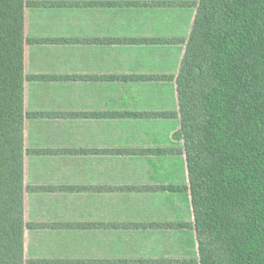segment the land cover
Returning a JSON list of instances; mask_svg holds the SVG:
<instances>
[{
	"label": "trees",
	"instance_id": "1",
	"mask_svg": "<svg viewBox=\"0 0 264 264\" xmlns=\"http://www.w3.org/2000/svg\"><path fill=\"white\" fill-rule=\"evenodd\" d=\"M25 0H0V264H70L26 258L25 233L62 229L63 223L26 222L25 195L92 192L93 187L29 186V153L91 154L93 150L28 151L24 144ZM175 77L177 114L125 112L121 118H171L179 128L187 183L142 189L187 193L196 258L184 264H264V0H198ZM163 155V151H117ZM167 153V152H166ZM70 227V226H69ZM79 227L92 229V223ZM84 264L104 263L83 261ZM114 264H155L114 260ZM183 263L167 261V264Z\"/></svg>",
	"mask_w": 264,
	"mask_h": 264
},
{
	"label": "crops",
	"instance_id": "2",
	"mask_svg": "<svg viewBox=\"0 0 264 264\" xmlns=\"http://www.w3.org/2000/svg\"><path fill=\"white\" fill-rule=\"evenodd\" d=\"M25 2L27 6L24 11V36L26 39L24 74L27 80L24 86V110L30 114L24 125L25 149L28 151L93 150L91 154L43 155L29 153L25 157L24 172L25 164L28 162L32 164V168L37 174L35 181L29 186L93 187L91 193L53 190L27 194L31 197L46 196L51 198L54 204L52 208L59 212L52 221L33 223L68 225L67 228L58 229L63 235H61L62 239L53 245L52 256L35 258L66 259L67 261H76L75 264H84L83 261H105L96 264H114L112 261L122 258L100 257L97 255L98 251H95L97 257L81 259L75 257L73 250L81 251L88 244H90L89 249L101 250L113 237L122 240L123 236L125 237L131 232H138L164 237L162 240L163 249L175 244L173 247L180 248L182 256L189 250L187 248L193 245L194 252L191 259H195L196 244L194 232L191 229L162 227L167 223L177 224L191 221L190 198L187 193L136 190V188L142 189L143 187L132 186L129 183L113 184L110 174L106 175L107 178L104 181L98 179L99 176L98 178L94 177L93 181H67L69 169H85L95 171L99 175L100 171H111L116 169L117 165L131 170L146 167L144 164L151 166L152 163L154 166L159 163L155 166L158 168L159 166L160 168L169 167L170 169L171 174H165L167 180L179 182L175 173L171 171L176 172L180 169L184 178L182 177L181 184L174 185L187 183L184 157L179 153L181 143L173 139V134L171 142L177 148V151L170 152V158L174 159L173 162H168L161 157H155V161L151 157L160 155L117 152L130 151L131 142L136 144L139 149L144 148L146 144L148 145L146 139H149L150 146L159 145V138L166 124H176V130H178L179 120L176 116L138 119L115 116L125 112L177 114L175 84L171 79L174 75H169L163 80L160 79L161 82L172 83L173 90L170 87L169 92L173 93L174 91V93L169 99L175 108L171 111L155 110L156 107L153 111L145 109L146 104L151 102L154 105L158 99H165L167 88L163 87V83H158V79L133 83L119 81L115 76L127 75V73L139 75L157 72L155 67L153 71L142 67L139 64V55L142 50L157 51L161 50V47L145 45L148 43L145 40L142 41L143 43H133L127 39L143 38L144 34L140 33L141 27L162 17L164 20L168 15L170 16L167 17V20L178 17L179 21L185 24V19L189 18L190 11L188 9L190 7L193 11L191 15L193 22L195 3L187 5V7H177L165 5L164 0H25ZM118 27H121V30H118ZM117 38L125 40L123 43H116ZM183 39L184 36L174 40L173 44L184 50ZM177 71L178 69L176 74ZM69 127L78 132H89L88 137L92 138V144L90 146L53 145L52 139L60 135L61 131L65 129L67 131ZM142 128L148 129L142 131ZM142 137L146 139L143 140ZM130 196L139 200L144 199L148 203L150 199L157 201L158 207L154 208L158 212L159 210L163 212L162 215H157L164 220L169 219V221L158 219L135 221L132 218L126 219L127 217L123 214H117L116 217H104L112 205L114 206L113 197L128 199ZM162 204L172 209L174 212L172 219L164 214L166 208ZM141 208L143 207L139 209ZM88 212L92 213L87 214ZM97 213L101 214V218L97 217ZM88 218L93 220L89 223H92L94 228L79 227L80 224H85L84 221ZM45 230L51 231V233L57 232L55 229L31 231L44 232ZM118 234L123 235L122 238ZM171 236L174 239L170 240ZM153 238L146 242L157 244L158 241H152ZM126 239L128 238L126 237ZM161 256L122 260H150L156 261L155 264H167L166 261L172 260L163 258L167 256V253H162ZM176 260L183 261L178 264H184V261L188 259L181 260L180 257Z\"/></svg>",
	"mask_w": 264,
	"mask_h": 264
},
{
	"label": "rangeland",
	"instance_id": "3",
	"mask_svg": "<svg viewBox=\"0 0 264 264\" xmlns=\"http://www.w3.org/2000/svg\"><path fill=\"white\" fill-rule=\"evenodd\" d=\"M163 2L165 5H175L177 7H187V5H190L192 3H197L198 0H164ZM161 3V2H159ZM146 4V3H144ZM151 4V3H147ZM155 4V3H153ZM190 12L189 18L185 19L186 23L183 24L181 21H179L178 17L169 18L167 20L168 16H165L166 19L164 20L161 18L157 21L152 22L151 24L146 25L145 27H141L142 30H140L141 34H144L143 38L140 39H127V41L131 42H140L146 41L145 45H151V46H159L161 47V50L153 51L150 50H142V53L139 55V64L142 67H147L153 71L155 67V71L157 72H151L150 74H129L127 75H117L115 78L122 82H148L151 80L158 79V83H163V87L167 88L165 90V99H158V102L154 105L152 103H148L145 106V109H148L147 111H153V109L156 107L155 110H173L174 104L171 102L169 97L174 93L169 92L171 85V82H161L160 79H164L167 76H171L172 74L175 77L176 70L178 69L179 61L181 58V55L183 53L182 47L173 44L174 40H178V38H182L184 36V39L187 38L188 32L191 28V15L193 13L192 8L188 9ZM186 14V15H187ZM188 17V16H187ZM118 30H121V27H118ZM186 37V38H185ZM183 39V40H184ZM125 39L117 38L116 43H123ZM167 46V47H165ZM134 60V57H133ZM163 97V98H164ZM151 106V107H150ZM151 125V124H149ZM148 128H142V131L146 130ZM177 125L176 124H166L164 126V131L160 135V144L159 145H152L150 146L149 139H146L145 137H142L141 139L146 141L148 140V145L146 144L144 148L137 147L136 144L133 142L132 145H130L129 148H131V152H136L139 150H151V151H163V155L160 156H151L153 157V160H155V157H161L165 160H168V162H173V158H170V152L177 151L176 145L171 142V136L172 134L177 131ZM90 135L89 132H78L76 129L70 128L61 131L60 135L55 136L51 143L53 145L57 146H90L92 144V138L88 137ZM143 147V146H142ZM171 149V150H170ZM129 151V150H128ZM167 152V153H166ZM77 161V159H75ZM156 161V160H155ZM159 163L154 164V166L151 163V166L149 164H144L146 167H142L139 169H124L122 165H117L116 169L105 170L100 171V174L98 175L95 171L85 170V169H75L71 170L69 169L67 181L69 182H76V181H82V180H90L93 181L94 177L99 176L98 179H101V181L106 180L107 176H110V179L113 180V184L116 183H129L132 184V186H138V187H152L154 186H169L174 184H181L180 181L184 178L183 175L180 173V169L176 172L171 171L172 173H175V176L177 177L176 181L167 180V176L165 177L166 173L171 174L169 171V167L166 168H159L156 167ZM78 165V164H77ZM156 165V166H155ZM32 164L26 162L25 164V182L27 185L32 184L35 181V178L37 177L36 171L32 168ZM75 167V166H73ZM156 167V168H155ZM107 175V176H106ZM183 177V178H182ZM82 198V197H81ZM140 198V197H139ZM114 201L111 209L108 213L104 214L105 216L109 217H116L117 214H123L127 218L135 221H150L153 219H158L160 221H169V219L164 220L163 218L159 217L157 214L162 215L163 212L154 207H158L157 201H153L150 199V202L143 200H139L133 196H130L128 199L125 198H116L113 197ZM146 199V198H145ZM53 200L46 196H30L25 195V221L27 222H37V221H52L53 218L56 217V215L59 214V212L54 211L52 208ZM57 203V202H54ZM160 204V202H158ZM111 204V203H110ZM141 205V206H140ZM166 210L165 215L170 217L172 219L174 212L172 209L168 208L164 204H162ZM140 207H143L139 209ZM160 209V208H158ZM112 210V211H111ZM111 212V213H110ZM92 212H88L87 214H91ZM101 213V212H100ZM97 213V217L101 218V214ZM162 213V214H161ZM90 221H93L91 218L86 219L84 222L89 223ZM170 224V223H167ZM62 232L60 230H57L56 233H51V231L45 230L44 232H33V231H26L25 233V256L26 258H35L40 256H52L53 245L57 244L62 238H61ZM119 236L120 235L118 234ZM191 235H193L191 233ZM126 237L128 239H126ZM153 238L152 241H158L157 244L154 243H147L146 241L150 238ZM125 239V240H124ZM174 239L172 236L170 237V240ZM164 237H155V235H148L144 233H138V232H131L125 237L123 236L122 240L117 239L116 237H113L112 240L108 241L101 250H92L89 249L90 244L86 246V248L81 251H74L75 257H79L81 259L84 258H95L97 255L100 257H113V258H122V259H128V258H156L162 257V253H167V256L163 257L165 259H172L170 261H178L176 258H180L181 260L188 259L191 260L193 255V245L191 247H188L189 249L187 253L182 256L180 255V248H174V245H170L167 249H163L164 243L163 241ZM144 241V242H142ZM150 241V240H149ZM89 243V242H88ZM174 246V247H173ZM55 249V248H54ZM53 250V251H52ZM95 251H98V254H95ZM180 260V259H179ZM167 262V261H166ZM183 262V261H182ZM185 262V261H184Z\"/></svg>",
	"mask_w": 264,
	"mask_h": 264
}]
</instances>
